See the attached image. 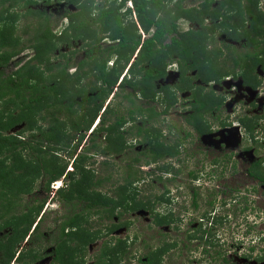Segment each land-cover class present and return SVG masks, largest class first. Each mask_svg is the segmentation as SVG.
I'll use <instances>...</instances> for the list:
<instances>
[{"label":"trees","instance_id":"1","mask_svg":"<svg viewBox=\"0 0 264 264\" xmlns=\"http://www.w3.org/2000/svg\"><path fill=\"white\" fill-rule=\"evenodd\" d=\"M59 1L67 6L62 15L66 22L61 30L54 31L50 14L32 8L38 0H0V233L8 231L0 238V264H11L14 259L20 264L35 263L46 256L41 247H35L42 235L38 233L39 224L34 225L45 201L35 202L34 197L31 203L24 201L27 195L34 196L37 184L43 180V191L47 192L52 182L71 177L69 184L58 190V199L66 205L86 203L81 213L72 214L59 227L62 236L67 228H76L68 236L83 257L90 244L130 224H114L103 232L90 225L92 214L112 218L118 209L119 215L145 210L157 226L173 223L171 213L162 215L155 211L157 202H170L168 197L158 196L155 201L139 198L134 182L141 176L133 168L135 162H140L139 157L133 159L123 183L111 195L99 189L104 181L87 167L88 153L92 151L97 155H118L125 150L128 143L121 130L128 122L126 117L115 121L102 118L89 136L87 153L77 155L71 170H67L70 161L62 154L73 158L103 108V114L113 113L104 104L116 86L127 92L123 97L132 106L135 95L150 102L162 94L164 115L177 103L178 92L190 91L191 112L186 119L203 134L208 131L205 115L220 107L224 98L206 91L202 84H218L238 75L253 87L261 83L255 69L258 65L264 68V48L237 54L234 46L224 41L218 45L215 39L218 34H226L230 40H245L247 46L257 50L264 44L260 38L264 37L261 0H218L216 5V0H199L191 6H185L187 0ZM22 19L29 22L18 33ZM180 20L197 26L180 31ZM24 35L28 37L25 40ZM63 46L70 48L71 56L84 48L87 56L78 61L72 73L68 71L71 58L67 59L66 53L62 58L68 64L53 61V55ZM28 48L33 50V56L6 75L3 69ZM174 61L178 72L175 84L157 89V81L166 78ZM128 114L132 122L137 115L145 120L159 116L152 106H137ZM243 122L246 131L253 133L252 120ZM17 127L21 129L12 133ZM137 134L149 139V148L143 152L149 158L148 164L179 152L177 147L160 142L158 135L162 131L154 127H139ZM75 135H79L78 142L71 146ZM100 135L104 146L95 143ZM256 165L260 167L259 163ZM251 175L264 183L260 168L251 171ZM25 239L34 242V247L16 256ZM173 246L164 242L149 252L147 262L161 263L162 255ZM127 248V239H111L103 244L101 256H107L110 264H120ZM77 249L64 241L59 243L54 252L56 261L73 264L72 255ZM262 251L258 261L264 260ZM101 264L108 263L101 260Z\"/></svg>","mask_w":264,"mask_h":264},{"label":"rangeland","instance_id":"2","mask_svg":"<svg viewBox=\"0 0 264 264\" xmlns=\"http://www.w3.org/2000/svg\"><path fill=\"white\" fill-rule=\"evenodd\" d=\"M46 1L47 0H38V5L32 6V8H40L50 14L53 30L59 31L65 26L66 20L62 15L67 6L65 3H61L59 0H50L49 3ZM96 1L98 3L102 2V0ZM198 1L199 0H187L185 2V6L194 5L198 3ZM217 2L218 0H216L214 5H216ZM70 7L71 6H68L69 9ZM259 7L261 8L260 10L264 12V0L260 1ZM71 8L73 9V7ZM31 20H33V18ZM28 22V19H22L19 21L20 26L18 33H21V29ZM178 23L180 31L187 30L190 25L186 20H180ZM196 26L197 25L192 23V26L190 27L194 29ZM146 37H148V35L144 36V38ZM23 38L25 40L28 37L24 35ZM260 38L264 39L262 36ZM215 39L216 42H218V45H220L223 37L222 35L218 34L217 38ZM229 43L234 45L236 50L235 52H237V54L250 50L243 44V41ZM261 48H264V44H262ZM69 50L70 48L67 46L61 47V49L57 51L55 55H53V61L54 63L59 62L65 64L67 62L68 64L67 59L71 58L69 61L68 71L72 73L74 72L78 61L87 58V56H85L83 52L84 48L77 50L72 56L71 53L68 52ZM63 53H66L67 59L62 58ZM33 54V50L28 48L20 56L15 57L10 62V64L3 69L4 73L6 75L12 73L17 68L21 67L25 62H27L33 56ZM171 65H173V63ZM169 70L172 72L173 68H169ZM191 75H193V73ZM175 77L176 75L173 72L170 78L165 80L163 83H161V81H157V89H161V87L167 84L173 85ZM262 80H264V77H262ZM195 83L201 84V82L198 80H196ZM208 89L211 90L209 86ZM215 89L217 93L225 96L227 104L230 105V107L237 103V99L228 98L229 92H227V90L231 89L222 88L219 86H216ZM114 93H116V95H114ZM126 93V91L120 90V88L117 86L114 88L113 94L104 104V107L109 105L113 109V113L103 114L105 108L102 109L98 116L99 119L96 120L95 124L90 130L86 131L83 140L78 144L76 152L72 160L69 162L67 170H71L70 166H73L72 162L76 159L77 155H80L84 152L87 153L86 148L91 144L89 136L91 135L94 126L97 125L102 118L105 120L110 119L111 121H115V119L124 116L128 121L126 124H124L121 130V132L124 134L126 142L128 143L125 150L121 154L109 156H106L107 154L97 155L95 154V151H92L91 153H88L90 157L87 161V167L93 170L97 179L104 181L103 185L99 189L102 190L103 193L107 192L111 195L112 190H114L116 186L123 183L124 177L127 175V164L134 162L133 159L139 157L140 162H135L137 165L134 166V169L143 171V173H139L141 179L136 183L139 190L141 191L139 198L149 197L150 200H153L154 197H158L163 193V181L159 180V173L156 172V169L160 165H163L166 160L153 165L146 162L149 158L141 154L142 151H144L145 144L141 141L142 136L137 134V130L139 127H142L143 129L148 126H155L157 128L160 127L162 128L163 135L166 134L165 136L168 143H178L180 146L179 156L176 158L174 157L172 162L177 161L175 166H178L182 169V173L178 175L185 179L174 182L170 187V189L173 191L168 190L172 195L170 197L174 200L171 202V199V204L169 206L170 209L174 211V221L172 224L170 223L164 224L162 226H155L153 217L150 216V213L145 210H141L139 213H127L120 217V210L118 209L112 218H102L97 214H92L90 217V225H92L94 229H102L103 232H105L106 227L111 223L131 221L130 225L126 226V228L118 230L116 234H114L115 237L112 238L128 239V248L124 258H122V264H142L148 253L160 247L164 242L173 243L174 245L171 249H169V253L165 255L166 264H199L198 260L200 259L201 261H206L208 255H210V257H214L213 261L215 264L221 263L223 257H226V264H235V262L255 264V255L258 254V251L261 250L262 247H264V187L257 186L256 191L252 190V187L257 185V183L254 184L255 182L253 183L250 179H248L245 172L247 167L250 165V162L254 159H258L262 156L261 158L264 161L263 142L254 144L253 149L250 148L248 150L249 152L247 153L248 156L246 157V162L243 161L241 165L238 163V168L242 169L241 173H230L232 171H229V164H227L226 172L219 174L221 175L219 179L216 177L218 182L212 181L211 184L208 181L203 180L206 182L203 183V181L199 179L200 177L202 178V175L200 174H198L197 177V179H199L198 181H191L187 179L188 171H190V174L192 172H196L198 169H200L202 161H205L213 156H220V152L222 153L223 151H220V147L215 145V142L210 141L208 144L199 143L196 138L197 133L196 131H193L191 127L189 132L192 137L187 135V130H189V127L185 124V116L187 115L185 106L188 104V102L185 98L189 96V93H185L183 97L181 96L179 99L180 101L178 100L179 106H172L169 109L167 115L163 114V103H161L160 100L162 98V94L160 97L158 94L157 97L159 98H156L150 102L136 98V100H134L135 104L132 106L128 103L127 99L123 97V95ZM262 96H264V90L261 91L258 96H256V100H260ZM233 97H235V95H233ZM231 100L235 103L232 104ZM137 106H142L144 108L152 106L159 113V116L155 117L153 120H145L143 116L141 117L137 115L136 121L132 122L129 120L128 112L130 110L136 111ZM230 107L225 106L224 109L226 113L229 112ZM232 108L234 109V107ZM218 113H220L219 110L212 111L205 116L206 118L212 120ZM19 129H21V127L13 129L12 133H15ZM233 129H239V126H233ZM241 131L244 133V129ZM102 135H100L95 141L97 145H105V140L103 139ZM77 137H79V135H75L73 141L71 142V146L75 145L78 139ZM164 139L165 138L163 137V140ZM216 143H219V140H217ZM251 143V140L248 139L247 136L242 141V147H250ZM205 145L208 146L205 147ZM226 148L227 149L225 150H230V148L228 149V146ZM233 148H235V145ZM209 149L214 150V153L211 152V155L208 157L206 153L209 152ZM62 155L63 157H68V155ZM107 159L109 161H107ZM190 177L192 176L190 175ZM70 178L71 177L68 176L66 183L69 184ZM185 181H191L192 183L190 182V186H188V182L186 183ZM43 184L44 180L40 181L33 193L34 196L27 195L24 201L31 203L33 197L35 202H37L36 200L45 201L41 215L37 218L34 224H39L40 227L38 233L42 235L43 242L39 241V244L35 245V247L37 249L41 247L43 249L42 253L48 256L49 254L47 251L50 247H52L51 240L56 238L59 234L58 230L60 223L66 221L72 214L74 215L81 213L85 209L86 203L73 202L72 204L66 205L64 202L60 201L57 195L55 196L54 193L44 192ZM63 184H65V181L62 183V185ZM198 184H204L205 187H207L206 185L216 186L220 184L222 187H225V189L221 191H226V194L223 195L222 192L218 190L211 191L208 190V188L202 189L198 186ZM57 185H61V183L59 182ZM192 185L199 187V189L196 190L198 203L200 204L197 205L198 207H190V205H192V196L194 193V188H192ZM179 186H182V191H180L181 189L178 190L177 187ZM229 189L231 191H229ZM180 192L182 195H180ZM210 192H214V194H209ZM176 195L179 197H176ZM224 199L225 204L222 203V200ZM175 200L178 201L176 202ZM183 200L186 201L182 203ZM214 201L216 204H209L213 203ZM155 211L158 213L162 212L160 204L155 205ZM206 211L210 212V215L208 216L210 219H205L204 222H202V229L203 227L205 229L210 228L214 235L211 234V237L209 238L212 242V245L206 244L204 246V240H201L198 237L200 235V230L196 231V229L198 227L197 223L199 222V219L197 218H199L200 215ZM217 215H221L222 217L226 216V218H215ZM212 217L215 218V220H212ZM6 233L7 231L0 233V238ZM50 235H52V238H50ZM191 235H198L197 239L191 241ZM114 241L115 240H112V242ZM102 242L103 240L97 241L91 246V248H88V252L86 254L87 261H91L94 255L98 253L97 251H99L100 246H102ZM36 243L38 242H35V244ZM208 245L211 247L209 248L210 254L204 250ZM31 246L32 242L25 239L23 243L17 248L16 256L18 253H20V251H26V249ZM252 247L254 248L252 259L250 262H246L244 257L252 253L250 251ZM21 264L26 263L21 262ZM28 264H45V262Z\"/></svg>","mask_w":264,"mask_h":264},{"label":"flooded vegetation","instance_id":"3","mask_svg":"<svg viewBox=\"0 0 264 264\" xmlns=\"http://www.w3.org/2000/svg\"><path fill=\"white\" fill-rule=\"evenodd\" d=\"M261 9V8H260ZM223 37V40L225 43L227 44H231L232 46H234L232 43H229V42H233V43H237V42H240V41H243V44L250 50L248 51H258L259 49H261V46L262 44L260 45V47L256 50L254 47H249L247 46L245 43L246 41L245 40H240V41H233V40H230V38L227 37L226 34H223L222 35ZM221 41V43H222ZM176 66L175 65L173 67V70L172 72H170V70L168 71V75L166 76V78L164 80H161V83H163L165 80H168L169 78V73H173L176 75L177 74V77H178V72L176 70ZM255 74L257 76V79L259 81H261L260 84H258L256 87H253L252 85H249L248 83L245 82L243 76L241 75H238L237 77H233V76H230L228 78H225L224 80L221 81V83H212V84H202L205 88H206V91H210L208 89V86L211 88V91L214 92V94L216 96H221L224 98V101L222 103V105L216 109H214L213 111H218L220 113H218L217 115H215V117L210 120L209 118H204V122L208 125V131L206 133H199L197 132L192 124H190V122L186 119L191 110H190V99H189V96L186 99V101L188 102V104L185 106V110L187 112V115L185 116V124L189 127V130H187V135H189L190 137H192V135L190 134V127L192 128L193 131H196L197 133V141L199 143H206L208 144V142L212 141V142H215V145H217L218 147H220V151H223L222 153L220 152V156H213L205 161H202L201 162V165H200V169H198L196 172H192L190 174V171L187 172V179L191 180V181H198L199 179H201L202 181L206 180L208 181L209 183H211L212 181H217L218 180L216 179V177L219 179L221 177V175L219 174H222L223 172H226L227 170V164H229V171H232L230 173H234V174H237V173H241L242 169L241 168H238L239 165L242 164V162H246L247 159L246 157L248 156V150L251 148L253 149V145L254 144H257V143H260V142H263V148H264V96L261 97L260 100H256V96H258V94L264 90V80H262V77H264V68L262 67V65H258L255 69ZM172 75V74H171ZM176 82V80H175ZM174 82V84H175ZM173 84V85H174ZM169 86H173L171 84H167ZM167 85H164V86H167ZM216 86H219V87H222V88H229L231 90H227V92H229V99H237L236 100V104H234L235 102H232L231 100V103L234 104V109L232 107H230V105L227 104V100L225 98V96H222L221 94L217 93L215 87ZM185 93H189L190 95V91H187V92H178L177 94V98L178 100L180 99V97L184 96ZM235 95V97H233V95ZM135 97L139 98L138 96L135 95ZM184 99V98H183ZM177 100V103H175L174 105L176 106H179V102ZM180 101V100H179ZM234 101V100H233ZM173 105V106H174ZM181 106V105H180ZM225 106H229L230 109H229V112H225ZM188 108V110H187ZM167 115V114H166ZM233 118V119H232ZM251 119L252 122H253V133L249 134L247 131H246V127L244 126V122L243 121H247ZM233 126H239V129H233ZM149 127H154L158 130H161L162 131V128H157L155 126H148L146 128H149ZM242 129H244V133H242ZM166 135V134H165ZM163 135V132H162V135L160 136V134L158 135V138H159V141L164 143L165 146L167 147H177L178 148V151L180 150V146L178 145V143H168L167 139H166V136ZM248 136V139L251 140V145L250 147H242V141L244 138H246ZM163 137L165 138L163 140ZM200 139V140H199ZM148 138H144V136H142V142L145 144V148H144V151H142V155H143V152H146V150L149 148V143H148ZM219 140V143H216V141ZM167 141V142H166ZM229 141V142H228ZM235 145V148H233V146ZM208 146V145H207ZM205 145V147H207ZM228 146V149L230 148V150H225L227 149L226 147ZM224 149V150H223ZM204 150V149H203ZM211 152L214 153V150H210L209 149V152L206 153V155L209 157L211 155ZM106 156H109V155H106ZM179 156V152L175 155H165L163 158L157 160L156 162H152V163H149L151 165L153 164H158L160 162H165L163 163V165H160L159 167H157L156 169V172H158L159 174V180L163 181V193L160 195H165V197H168L169 198V201H171V193L168 191V190H172L170 189V187L172 186V184L176 181H180L184 178H182L180 175L178 174H181L182 173V169L179 168L178 166L176 167V162H172L173 158ZM207 157V158H208ZM262 157V156H261ZM258 158V159H254L253 161L250 162V165L247 167L246 169V176L248 177V179H250L254 184L257 183V185H254L252 187V190L256 191L257 190V186H262L264 187V183L260 182V180L254 176L251 175V171L253 170H257V169H261L262 172L264 173V164H263V159L262 158ZM107 161H109L107 159ZM239 163V165H238ZM256 163H259V168L257 167ZM133 162H130L127 164V167L129 168L130 165H132ZM137 165V164H135ZM133 165V168L134 166ZM128 168H127V171H128ZM134 170H138V169H134ZM126 171V173H127ZM139 171V170H138ZM139 173H143V171H140ZM198 174L202 175V178L200 177L199 179H197L198 177ZM190 175L192 177H190ZM191 178V179H190ZM185 180V179H184ZM139 180H137L136 182H134L135 184L138 182ZM190 181V182H191ZM203 183H206L204 182ZM186 182V181H185ZM188 182V181H187ZM186 182V183H187ZM190 182L187 183L188 186H190ZM192 183V182H191ZM183 184V183H181ZM212 184V183H211ZM196 185H192V188H194L193 190V196H192V205H190V207H198L196 205H200L198 203V199H197V192L196 190L200 188L202 189H205V188H208V190H211V191H220L222 192L223 195L226 194V191H221L223 189H225V187L221 186L220 184L218 185H214V186H210V185H206L207 187L204 186V184H198L199 187H195ZM210 186V187H208ZM178 190L182 191V186H179L177 187ZM188 189V188H187ZM239 189V188H238ZM237 189V190H238ZM177 190V189H176ZM236 190V189H234ZM173 191V190H172ZM229 191H231L229 189ZM139 193H141L140 190H138ZM209 194H214V192H210ZM180 195H182V193L180 192ZM176 197H179L178 195H176ZM186 197V196H185ZM149 198V197H147ZM150 199V198H149ZM156 197H154V199L152 201H155ZM174 200L172 199L171 202H173ZM176 202L178 200H175ZM186 200H183V202H185ZM222 203L225 204V199L222 200ZM161 206V210L162 212L160 214L162 215H167V214H172L174 213V211H172L170 209V202L167 203L165 200H161L160 202H157L156 205H159ZM210 205L211 204H216L215 201L213 203H209ZM141 211V210H140ZM140 211H137V213H139ZM148 212V211H147ZM167 212V213H166ZM134 212H132L133 214ZM124 214H127V213H124ZM123 214V215H124ZM210 215V212L209 211H206L205 213H203L202 215H200L199 218V222L197 223V226L200 227L196 229V231H199L200 230V235H191L190 236V240L191 241H194L197 239V236L199 237V239L201 240H204L203 244L204 246L206 244H211L212 245V242L211 240L209 239L211 237V234H213V232L211 231L210 228H207L205 229L203 227L202 229V222H204L205 219H210L208 216ZM122 215H120L121 217ZM224 216V215H223ZM220 218L222 217L221 215H217L215 218ZM215 218L212 217V220H215ZM223 218H226V216L222 217ZM118 219V218H117ZM110 220V219H109ZM122 223H125V222H122ZM131 223V221L129 222ZM114 224H121L120 222H117V223H111L110 225H108L106 227V231L108 229V227H111L113 226ZM61 225V223H60ZM59 225V227H60ZM130 225V224H129ZM126 226L128 225H123L121 226L120 228L118 229H115L114 231L110 232L109 233V237L106 236V237H103V238H100L98 239L97 241H100V240H103L102 242V246H100V249L99 251H97L98 253L94 255L93 259L91 261H87V253L85 252V255L83 257V254L80 253V250L77 249V244L75 241H71V238L68 236L72 230L73 232L76 231V228H67L65 230V233L64 235L62 236L61 234H58L56 238L52 239V247H50L47 251V253L49 254L48 256H44L41 260H39L38 262H35V263H43L45 262V264H61L59 261H56L55 257H56V253L55 252V249L57 248V245L61 242L64 241L65 244H70V246L72 247V249H77L74 253V255H72V261H75L73 264H101V260H104L105 262H107L108 264L111 263V261L108 259L107 256H101L102 254V247H103V244L105 242H109L113 237H115L114 234H116V232L122 228H126ZM157 226V225H155ZM162 226V225H161ZM60 230H58V233ZM6 232V231H4ZM3 232V233H4ZM8 232V231H7ZM195 232V231H194ZM214 235V234H213ZM50 238H52V235H50ZM111 238V239H110ZM109 239V240H108ZM95 241V243L97 242ZM105 241V242H104ZM42 242H43V237H42ZM34 242H32V246L34 247ZM94 243L90 244L89 247H87V252H88V248H91V246L93 245ZM31 246V247H32ZM67 246V245H66ZM19 247V246H18ZM211 248L209 245L207 247H205V252H208L210 254V249ZM252 249V250H251ZM250 249V251L252 253H250L249 255L245 256V260L246 262H250L251 259H252V256H253V250L254 248L252 247ZM264 247H262L261 250L258 251V254L255 255L254 257V260H255V264H264V260L263 261H258L257 257L260 256V255H263V250ZM28 249H26L27 251ZM22 252V251H20ZM169 253V250L167 252H165L163 255H162V261L161 263L159 264H166L165 263V255ZM19 254V253H18ZM149 254V253H148ZM124 258V256H123ZM214 257H210V255H208V258L206 259V261H201L200 259L198 260L199 264H215L214 261H213ZM14 259L12 264H19V262ZM122 261V260H121ZM148 257H146V259H144V261L142 262V264H149L148 262ZM238 262V261H237ZM194 263V262H192ZM122 264V262L120 263ZM197 264V263H195ZM219 264H226V257H223V259L221 260V263ZM230 264V263H229ZM235 264H250V263H236Z\"/></svg>","mask_w":264,"mask_h":264},{"label":"clouds","instance_id":"4","mask_svg":"<svg viewBox=\"0 0 264 264\" xmlns=\"http://www.w3.org/2000/svg\"><path fill=\"white\" fill-rule=\"evenodd\" d=\"M128 4H130V5H128ZM128 6L129 7H132L131 6V3L130 2H128ZM72 7V6H71ZM70 7V8H71ZM190 25H189V28H191L190 26H192V23H190V22H188ZM188 28V29H189ZM145 36V35H144ZM176 65V62L173 64V65H170L169 66V68H173L174 66ZM169 68H168V70H169ZM170 74H172V73H169V77L168 78H170ZM177 79V74H176V77H175V80ZM175 80H174V82H175ZM77 142H78V139H77V141H76V143H75V145L77 144ZM66 156V155H65ZM66 158V157H65ZM67 160H69V161H71L72 160V158H66ZM73 163V162H72ZM70 168H72V166H70ZM69 171V170H68ZM65 181V184H63L62 185V183ZM61 183V185H57L58 183ZM67 182V179H66V176H63V177H61V178H59L58 180H56V181H54V182H52L51 184H50V189H49V191H47L46 193H54V195L56 196L57 195V192H58V190H60V189H62V188H64L65 186H66V183ZM45 192V191H44ZM53 195V196H54ZM128 240V239H127Z\"/></svg>","mask_w":264,"mask_h":264}]
</instances>
